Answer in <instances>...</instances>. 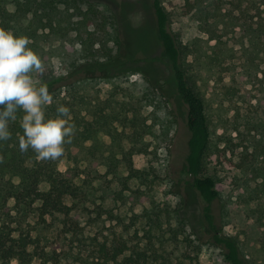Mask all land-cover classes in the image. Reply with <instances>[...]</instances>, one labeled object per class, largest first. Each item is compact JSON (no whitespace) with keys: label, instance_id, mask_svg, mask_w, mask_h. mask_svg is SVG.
I'll return each instance as SVG.
<instances>
[{"label":"rangeland","instance_id":"rangeland-1","mask_svg":"<svg viewBox=\"0 0 264 264\" xmlns=\"http://www.w3.org/2000/svg\"><path fill=\"white\" fill-rule=\"evenodd\" d=\"M85 1H79L83 11L89 3L95 4L88 27L93 40L91 55L77 61L75 68L73 56H60L58 41L45 35L41 42L43 71L30 74L34 84L41 86L73 73L83 82L80 92L101 101L126 102L137 96L151 132L135 149L125 139L119 145L99 134L103 155L96 160L81 154L89 143L81 151L73 149L80 157L83 172L79 183L87 199L79 206L74 204L69 218L56 214L39 222L43 245L50 254L58 255L59 264H93L100 243L112 248L121 242L127 249L120 261L139 257L144 264H228L221 249L210 243L202 221V201L188 184L184 169L187 107L177 94L170 64L149 43L153 42L148 25L150 0ZM226 1L222 0L223 7L229 6ZM163 4L172 30L187 49L188 61L198 67L196 57L201 61L216 41H209L200 29L194 0H163ZM65 7L61 5L66 14ZM121 11L125 19L117 26L115 12ZM72 12L69 8L67 13ZM228 29L232 33L223 37L231 56L226 68L202 71L198 80L210 119L205 173L213 177L220 194L216 206L223 234L237 240L250 264H264V179L254 170L264 165V154H259L264 145V63H249L256 74L250 76L242 32L234 26ZM65 48L73 53L67 43ZM50 49L57 53L49 54ZM146 55L148 59H144ZM110 57L114 59L109 61ZM118 130H122L119 125ZM141 148L144 151L138 152ZM69 165L72 160L62 162L61 167Z\"/></svg>","mask_w":264,"mask_h":264},{"label":"trees","instance_id":"trees-1","mask_svg":"<svg viewBox=\"0 0 264 264\" xmlns=\"http://www.w3.org/2000/svg\"><path fill=\"white\" fill-rule=\"evenodd\" d=\"M79 1L0 0V28L27 37L28 47L41 60L44 53L41 42L45 35H52L60 44L58 54L64 58L73 56L71 65L76 68L77 61L91 55L93 40L88 27L91 14L95 12V4L89 3L88 10L83 11ZM226 2L228 7H223L222 0H194L200 29L208 34L209 41H216L211 53H206L201 61L200 56L196 57L198 67L188 61L187 49L172 30L163 0L149 2L151 24L148 25L152 33L149 38L153 42L144 43L149 42L158 47L162 58L168 61L177 94L187 107L186 126L189 137L184 169L189 177L188 184L202 201V221L210 234V243L221 249L228 264H250L237 240L224 235L219 224L216 204L220 194L213 177L205 173V159L210 148V119L205 99L198 88V80L202 78V71L212 72L215 67L226 68L225 63L231 56L223 37L232 33L229 26L242 32L245 40L242 44L244 58L248 64L255 66L256 60L264 63V0ZM62 4L67 7L66 14L61 9ZM69 8H72V13H67ZM74 16H80V19H73ZM114 18L117 26L122 25L125 19L122 11L115 12ZM118 37L117 44L120 46L119 31ZM66 43L73 48V53L66 51ZM78 45L80 48L76 47ZM142 48L144 50V46ZM50 52H56V49H50ZM148 58L146 55L144 59ZM113 59L110 57L109 61ZM251 65L247 72L256 77ZM76 76L72 73L44 84L53 97V102L45 106L46 116H55L56 108L64 105L69 108L70 122L74 125V134L66 138L61 157L41 160L31 149L24 152L20 150L19 137L23 134L19 120L23 113L20 111L17 120L9 123L11 138L0 142V264H59L58 255L50 254L43 245L37 225L45 221L46 217L56 214L69 218L76 208L74 204L79 206L87 199V193L79 183L83 172L78 165L80 157L73 154V149L81 151L89 143L81 154L85 159L96 160L103 155L99 134L109 136L119 145L125 139L135 149L141 146L142 139L151 132L142 118L139 97L131 96L126 102L115 99L101 101L85 92L81 93L83 82ZM63 91H66L64 96ZM227 93L236 95L231 91ZM118 125L122 127L121 131ZM262 148L259 154H264V145ZM143 151V148L138 149V152ZM259 154L254 155L256 161H259ZM66 160H72L73 165L62 168V162ZM254 170L264 179V165ZM261 245L264 250V236ZM99 248V255L93 264H144L139 257H125L120 261L127 249L125 243L121 242L112 248L100 243Z\"/></svg>","mask_w":264,"mask_h":264},{"label":"clouds","instance_id":"clouds-1","mask_svg":"<svg viewBox=\"0 0 264 264\" xmlns=\"http://www.w3.org/2000/svg\"><path fill=\"white\" fill-rule=\"evenodd\" d=\"M28 44L27 37L0 28V142L11 138L9 123L17 120L20 111V150L31 149L38 159L55 160L63 155L74 125L64 105L56 108L55 116H46L45 106L53 97L46 85L36 86L31 78V73L43 71V64Z\"/></svg>","mask_w":264,"mask_h":264}]
</instances>
